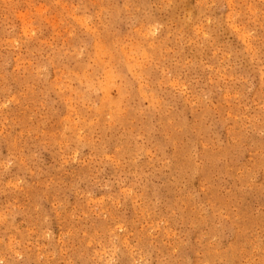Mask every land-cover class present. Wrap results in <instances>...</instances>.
I'll use <instances>...</instances> for the list:
<instances>
[{
  "label": "rangeland",
  "instance_id": "374dc122",
  "mask_svg": "<svg viewBox=\"0 0 264 264\" xmlns=\"http://www.w3.org/2000/svg\"><path fill=\"white\" fill-rule=\"evenodd\" d=\"M213 235L264 249V0H0V253L202 264Z\"/></svg>",
  "mask_w": 264,
  "mask_h": 264
},
{
  "label": "clouds",
  "instance_id": "9594fccd",
  "mask_svg": "<svg viewBox=\"0 0 264 264\" xmlns=\"http://www.w3.org/2000/svg\"><path fill=\"white\" fill-rule=\"evenodd\" d=\"M80 95H83V93ZM79 102L80 101L77 100V103ZM92 108H94L96 112L101 111V108H96L95 105H92ZM89 111L91 112V109H89ZM10 166L11 162L4 165L6 169ZM216 239L217 238L214 235L203 238L197 236L194 240L190 237L184 241L183 248H190L195 245V247L204 251L202 264H217L215 256H217L218 253H216L214 249ZM119 243V247L116 244H112L111 247L107 248L104 246L101 247L98 252L101 264H116L117 253H120L122 249H125L128 254L134 257L132 264H157L158 258L151 250H146L145 248L138 247L135 244H127L125 242ZM242 255L244 257V264H264V249L252 246L249 250L242 252ZM258 255H260L259 259H257ZM20 261L21 251L17 250L16 244H10L7 246L6 255L4 253H0V264H20ZM161 264H177V249L175 247H171L169 249L166 255L161 259ZM181 264H192L191 257L184 256L181 260Z\"/></svg>",
  "mask_w": 264,
  "mask_h": 264
}]
</instances>
